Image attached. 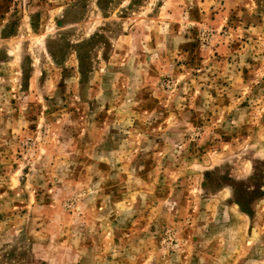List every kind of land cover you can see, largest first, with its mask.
<instances>
[{"label":"rangeland","instance_id":"374dc122","mask_svg":"<svg viewBox=\"0 0 264 264\" xmlns=\"http://www.w3.org/2000/svg\"><path fill=\"white\" fill-rule=\"evenodd\" d=\"M0 264H264V0H1Z\"/></svg>","mask_w":264,"mask_h":264},{"label":"crops","instance_id":"0c3cea01","mask_svg":"<svg viewBox=\"0 0 264 264\" xmlns=\"http://www.w3.org/2000/svg\"><path fill=\"white\" fill-rule=\"evenodd\" d=\"M1 3V0H0ZM7 14V16H12L14 14V11L9 10L8 8L6 9V11H2L0 12V19L2 20L3 15Z\"/></svg>","mask_w":264,"mask_h":264}]
</instances>
